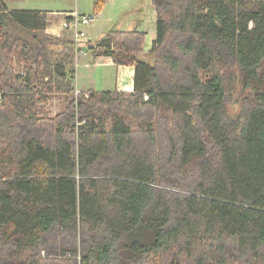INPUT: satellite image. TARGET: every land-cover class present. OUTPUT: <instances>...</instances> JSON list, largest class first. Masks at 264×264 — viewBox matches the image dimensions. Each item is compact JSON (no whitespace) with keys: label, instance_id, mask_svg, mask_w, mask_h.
<instances>
[{"label":"trees","instance_id":"1","mask_svg":"<svg viewBox=\"0 0 264 264\" xmlns=\"http://www.w3.org/2000/svg\"><path fill=\"white\" fill-rule=\"evenodd\" d=\"M153 6L151 52L137 31L94 52L133 67L135 92L86 98L76 45L0 0V264H264V0ZM233 68L254 98L231 117ZM53 93L65 109L43 117Z\"/></svg>","mask_w":264,"mask_h":264},{"label":"crops","instance_id":"2","mask_svg":"<svg viewBox=\"0 0 264 264\" xmlns=\"http://www.w3.org/2000/svg\"><path fill=\"white\" fill-rule=\"evenodd\" d=\"M96 2L97 0L93 3V12L87 13L77 9L78 3H76L75 9L70 10H10L5 0V4L10 11H26L45 14L48 23L46 33L58 39L64 38L63 23L67 14L77 12L84 16L95 15V21L98 19L100 23L101 21L104 22L105 28L103 30V26L100 27L102 32L99 35L94 31L88 32V35L90 33V35L95 38V44L88 45V43L82 42L78 47L76 46L77 50L69 65L74 71L73 86L77 93H133L135 92V69L129 66L116 65L112 57H96L94 52L96 51V44L101 41L109 40V35L112 31H137L144 33L146 37L144 53L147 54L151 52L157 36V12L153 6V0L151 1L153 7L151 6L149 8L150 14L145 21L141 22L131 17L124 21V25L121 26L120 30H112L111 32L108 29L119 21L123 13L137 10V7L133 4L134 0H108L101 12L95 11ZM107 8L111 10L109 16L106 14ZM70 39L67 40L73 43ZM140 59L150 64L153 63V61L143 56L140 57ZM82 65L84 71L81 74L79 67Z\"/></svg>","mask_w":264,"mask_h":264},{"label":"rangeland","instance_id":"3","mask_svg":"<svg viewBox=\"0 0 264 264\" xmlns=\"http://www.w3.org/2000/svg\"><path fill=\"white\" fill-rule=\"evenodd\" d=\"M152 0H134V5L137 7V10L131 11L129 13H123L120 17L119 21L113 25V27H110L108 30L110 32L112 30H120L121 26L124 25V21L130 19L131 17L136 19L145 21L146 18L149 16V8L152 6L151 3ZM95 0H6V4L10 8V10H22V9H28V10H70L75 9L76 3L77 9L81 12H87L92 13L93 12V3ZM80 6V8H79ZM153 7V6H152ZM74 11V10H73ZM111 12L110 8H107L106 14L109 16V13ZM81 14V13H80ZM92 16V15H91ZM95 16V15H93ZM96 17V16H95ZM103 26V27H102ZM105 23L97 19V21L91 23L88 26H82L80 27V30L84 31L87 35V43L88 45L93 44L95 41V38L92 37L88 32L94 31L98 35L101 34V29L104 30ZM125 30H131V29H125ZM144 30V29H143ZM65 35L64 38H61L60 40H63L65 42H70L67 39H70L77 47L78 43H76L73 32L63 30ZM13 36L19 37L21 39H29L30 34L19 32V31H12ZM15 33V34H14ZM104 38V37H103ZM95 44V43H94ZM99 43L96 44V46ZM89 48V46H88ZM74 57V56H73ZM93 61V60H90ZM15 74L21 75L22 78L20 81H23L28 73H27V66L29 67L28 63H26V60L22 57L20 52L15 53L14 60L12 61ZM70 67H68L69 69ZM83 65L79 67V71H84ZM224 79L226 88L228 91V101H227V112L229 116L234 117L241 113L242 109L248 105L247 103L252 101L254 98V92L251 89H245L242 79L239 76L237 70L235 68L233 69H226L223 71ZM48 81V79H45L43 84H45ZM76 94H80L77 93ZM83 94V93H82ZM86 98L90 96L89 93H84ZM65 97L61 93H53L50 94V100L48 103L41 104L40 105V115L43 117L48 118H54L58 114L62 113L65 109ZM1 101V98H0ZM47 253L43 252L42 256L46 257ZM25 258L22 260H19L16 262V264H24Z\"/></svg>","mask_w":264,"mask_h":264},{"label":"built area","instance_id":"4","mask_svg":"<svg viewBox=\"0 0 264 264\" xmlns=\"http://www.w3.org/2000/svg\"><path fill=\"white\" fill-rule=\"evenodd\" d=\"M95 20V16H84L80 15L77 12H71L66 15V19L63 23V29L67 31H72L76 43L80 45V43L82 42L87 43V35L84 31L80 30V27L88 26Z\"/></svg>","mask_w":264,"mask_h":264}]
</instances>
